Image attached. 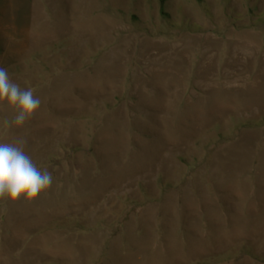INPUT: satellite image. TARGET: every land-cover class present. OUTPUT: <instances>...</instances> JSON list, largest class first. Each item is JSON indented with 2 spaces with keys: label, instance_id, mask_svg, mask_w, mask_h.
Returning <instances> with one entry per match:
<instances>
[{
  "label": "rangeland",
  "instance_id": "rangeland-1",
  "mask_svg": "<svg viewBox=\"0 0 264 264\" xmlns=\"http://www.w3.org/2000/svg\"><path fill=\"white\" fill-rule=\"evenodd\" d=\"M0 67L53 177L0 264H264V0H0Z\"/></svg>",
  "mask_w": 264,
  "mask_h": 264
},
{
  "label": "clouds",
  "instance_id": "clouds-1",
  "mask_svg": "<svg viewBox=\"0 0 264 264\" xmlns=\"http://www.w3.org/2000/svg\"><path fill=\"white\" fill-rule=\"evenodd\" d=\"M0 104L15 111L12 124L23 127L31 120L41 105V100L31 88L22 89L13 82L6 68L0 67ZM5 125H9L5 121ZM25 140L15 143L0 142V200L17 203L21 199L34 202L53 183L52 174L41 170L25 152Z\"/></svg>",
  "mask_w": 264,
  "mask_h": 264
},
{
  "label": "trees",
  "instance_id": "trees-1",
  "mask_svg": "<svg viewBox=\"0 0 264 264\" xmlns=\"http://www.w3.org/2000/svg\"><path fill=\"white\" fill-rule=\"evenodd\" d=\"M163 9V2L161 1V10Z\"/></svg>",
  "mask_w": 264,
  "mask_h": 264
}]
</instances>
